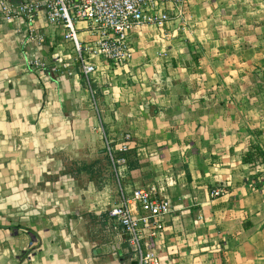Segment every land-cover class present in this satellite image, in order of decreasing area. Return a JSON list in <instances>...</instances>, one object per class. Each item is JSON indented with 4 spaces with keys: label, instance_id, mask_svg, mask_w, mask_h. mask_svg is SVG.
Masks as SVG:
<instances>
[{
    "label": "crops",
    "instance_id": "obj_1",
    "mask_svg": "<svg viewBox=\"0 0 264 264\" xmlns=\"http://www.w3.org/2000/svg\"><path fill=\"white\" fill-rule=\"evenodd\" d=\"M10 1L0 0V264H132L108 211L150 185L173 207L143 242L164 264H264V173L241 161L264 152V0H183L184 17L136 27L130 61L96 59L89 79L78 67L54 76L50 58L72 64L70 43L42 12L32 26L42 42L29 40L25 23L4 19ZM34 59L45 66L34 71ZM105 142L124 165L103 157Z\"/></svg>",
    "mask_w": 264,
    "mask_h": 264
},
{
    "label": "built area",
    "instance_id": "obj_2",
    "mask_svg": "<svg viewBox=\"0 0 264 264\" xmlns=\"http://www.w3.org/2000/svg\"><path fill=\"white\" fill-rule=\"evenodd\" d=\"M171 3L174 15H170L167 5ZM183 0H11L1 3L5 20L20 19L31 29L29 40L42 42V35L34 33L33 22L42 12L47 25L61 29L63 37L71 45L74 56L72 64L60 56L50 58V71L56 77H71L78 67L85 79L97 71L95 60L124 65L132 57L130 47L131 32L144 24L161 25L172 18L184 17ZM84 23L83 29L76 24ZM80 31L86 38H78ZM31 69L39 71L44 62L34 59ZM107 155L114 166L125 164V159L115 157L109 143L105 142ZM258 170H264L263 165ZM223 189H215L211 196L225 195ZM173 210L169 200L160 198L155 185L133 189L129 196L121 194L117 204L108 211V217L116 227L118 243L129 247L130 261L135 264H164L148 250L143 242L159 235L161 219Z\"/></svg>",
    "mask_w": 264,
    "mask_h": 264
},
{
    "label": "trees",
    "instance_id": "obj_3",
    "mask_svg": "<svg viewBox=\"0 0 264 264\" xmlns=\"http://www.w3.org/2000/svg\"><path fill=\"white\" fill-rule=\"evenodd\" d=\"M117 157L119 158H124V155L121 153H116ZM242 163L246 165H251V166H259L263 165L264 166V152L257 146L252 147L248 152H246L242 156ZM133 165L130 164L129 167H132ZM262 173H264V170H262Z\"/></svg>",
    "mask_w": 264,
    "mask_h": 264
},
{
    "label": "rangeland",
    "instance_id": "obj_4",
    "mask_svg": "<svg viewBox=\"0 0 264 264\" xmlns=\"http://www.w3.org/2000/svg\"><path fill=\"white\" fill-rule=\"evenodd\" d=\"M76 28H78L77 24H76ZM78 29H79V28H78ZM77 34H78V38L80 39V38H81V36H80V35H81L80 32L77 33ZM103 149H104L103 157L108 159V155H107L108 153H107V149H106V147H105V144H104V148H103ZM110 149H111V147H110ZM111 151H113V150L111 149ZM113 153H115V152H113ZM114 156L117 157L116 153L114 154Z\"/></svg>",
    "mask_w": 264,
    "mask_h": 264
},
{
    "label": "water",
    "instance_id": "obj_5",
    "mask_svg": "<svg viewBox=\"0 0 264 264\" xmlns=\"http://www.w3.org/2000/svg\"><path fill=\"white\" fill-rule=\"evenodd\" d=\"M132 264H135V263H132Z\"/></svg>",
    "mask_w": 264,
    "mask_h": 264
}]
</instances>
